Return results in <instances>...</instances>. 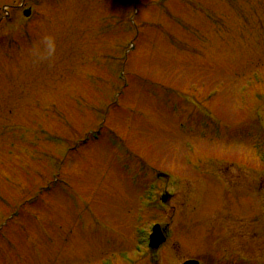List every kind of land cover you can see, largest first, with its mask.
Here are the masks:
<instances>
[{
  "label": "rangeland",
  "instance_id": "rangeland-1",
  "mask_svg": "<svg viewBox=\"0 0 264 264\" xmlns=\"http://www.w3.org/2000/svg\"><path fill=\"white\" fill-rule=\"evenodd\" d=\"M192 256L264 264V0H0V264Z\"/></svg>",
  "mask_w": 264,
  "mask_h": 264
},
{
  "label": "clouds",
  "instance_id": "clouds-1",
  "mask_svg": "<svg viewBox=\"0 0 264 264\" xmlns=\"http://www.w3.org/2000/svg\"><path fill=\"white\" fill-rule=\"evenodd\" d=\"M41 43L44 46L43 50L40 51L37 49L33 51V55L36 59V62L51 59L56 53V42L55 37L53 35L47 33L43 34L41 36Z\"/></svg>",
  "mask_w": 264,
  "mask_h": 264
},
{
  "label": "water",
  "instance_id": "water-1",
  "mask_svg": "<svg viewBox=\"0 0 264 264\" xmlns=\"http://www.w3.org/2000/svg\"><path fill=\"white\" fill-rule=\"evenodd\" d=\"M26 14H30V10H26L25 11ZM157 231L156 233L154 234L155 238H156V243L155 245H158L162 240H164V236L162 235L161 233V230H160V226L157 225ZM184 264H194V261L192 260H189V261H186Z\"/></svg>",
  "mask_w": 264,
  "mask_h": 264
}]
</instances>
